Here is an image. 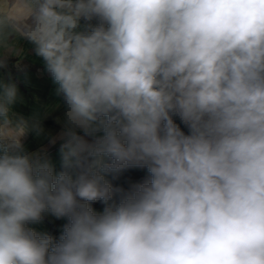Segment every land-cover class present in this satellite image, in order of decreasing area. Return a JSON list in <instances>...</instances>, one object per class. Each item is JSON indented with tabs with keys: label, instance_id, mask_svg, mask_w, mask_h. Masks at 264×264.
<instances>
[{
	"label": "clouds",
	"instance_id": "9594fccd",
	"mask_svg": "<svg viewBox=\"0 0 264 264\" xmlns=\"http://www.w3.org/2000/svg\"><path fill=\"white\" fill-rule=\"evenodd\" d=\"M21 41L63 102L62 170L0 80V264H264V0H0V68ZM45 213L58 239L27 226Z\"/></svg>",
	"mask_w": 264,
	"mask_h": 264
},
{
	"label": "crops",
	"instance_id": "0c3cea01",
	"mask_svg": "<svg viewBox=\"0 0 264 264\" xmlns=\"http://www.w3.org/2000/svg\"><path fill=\"white\" fill-rule=\"evenodd\" d=\"M20 47L22 48L21 56L9 57L13 61L7 64V68H0V80L15 83L19 90L20 99L12 106V118L19 119L22 117L28 122L30 128L33 123L38 121L44 129V132L39 136L30 130L22 138L25 148L29 152H40L59 172L61 169L59 150L64 142L60 138L64 120L63 102L56 94L57 85L46 71L42 60L35 55L33 46L26 41H21ZM26 66L34 68L19 72ZM58 118L59 123L57 122ZM77 131L78 134L83 135L82 132ZM53 138H55V143L51 142ZM86 139L90 140L91 138L86 137ZM144 170L146 171V169ZM102 209L95 210L102 211ZM64 222L65 219H56L51 214L45 213L40 222L27 226L37 233L49 235H51L52 226H56L57 232L52 236L54 239H58L63 230Z\"/></svg>",
	"mask_w": 264,
	"mask_h": 264
},
{
	"label": "trees",
	"instance_id": "16d2710c",
	"mask_svg": "<svg viewBox=\"0 0 264 264\" xmlns=\"http://www.w3.org/2000/svg\"><path fill=\"white\" fill-rule=\"evenodd\" d=\"M13 59H8L7 64L11 63ZM32 66H26L23 67L19 72L33 69ZM175 122L181 127L182 130L187 132V129L184 127V125L181 123L178 117H174ZM62 169H60L61 171ZM147 177V172L142 168H127L117 174H113L112 176H109L110 182L113 184L114 187H122L127 189L131 184L142 182ZM95 209L103 208V204L100 201L94 202L91 205ZM67 223V220L65 219L64 225ZM57 229L56 226H52L51 228V235L56 233Z\"/></svg>",
	"mask_w": 264,
	"mask_h": 264
}]
</instances>
